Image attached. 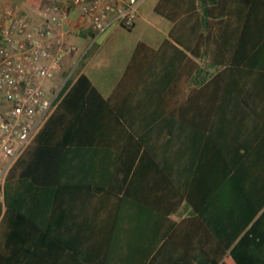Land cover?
<instances>
[{
    "label": "crops",
    "instance_id": "crops-1",
    "mask_svg": "<svg viewBox=\"0 0 264 264\" xmlns=\"http://www.w3.org/2000/svg\"><path fill=\"white\" fill-rule=\"evenodd\" d=\"M49 1L0 0V15L4 6L18 5L21 16L32 23H40L41 12ZM145 1L132 28L111 24L96 33L79 22V7L71 6L68 18L55 31L57 38H63L68 45H76L77 50L63 58L61 74L48 81V86L62 78L76 79L84 73L100 96L91 89L87 92L74 90L65 99L62 108L40 136V140L45 142L44 147L40 146V150L44 151L40 160L46 165L41 176L46 180L52 177L54 182L59 183L55 184V188L60 186V196L55 201L60 209L56 222L70 225L73 235L69 240L78 238V245L85 256L101 254L102 264H136V257L139 259L142 250L152 246L156 240L161 218L157 213L145 210L149 205L158 204V152L144 156L142 147L137 148L138 134H134L124 117L118 116V110L132 121L138 131L145 129L148 141L155 145L173 142L174 113L180 110L178 141L186 149L185 159L195 160V165L201 164L199 169L204 170L205 159L216 161L221 157L220 127L210 130L203 122V114L212 111V117H216L215 111L219 109V105L211 107L205 104V93H200L204 84L200 81L206 73L203 71L200 74L197 69H205L208 62L204 44L200 45L198 40L195 46L201 55L195 56L177 42L171 36L175 21L156 10L160 0L155 1L153 10L169 23L161 22L162 26L155 27L157 33L154 36L138 38L127 52L112 51L115 45L108 49L110 35L118 27L129 31L140 27L139 21L145 17L142 12ZM241 3L243 0L233 2L236 6ZM218 19L216 17L215 21ZM231 22L227 40L231 55L246 63L253 61L264 65V0L256 10H252L251 16L238 13ZM218 28L216 23L215 33ZM192 62L199 68L191 73ZM105 68H111L109 73ZM220 68L213 65L209 68V75L214 77ZM239 78H242L239 72L230 74L231 81ZM230 87L233 101L248 95L247 82L243 90L235 82ZM193 94H197L198 103L190 102ZM243 105L240 102V110ZM238 106L235 105V108L238 109ZM261 126L233 122L227 129L229 141L242 139L254 146H262L264 133L258 130ZM58 152L61 153L58 155ZM257 152H260L258 156L264 157L262 147ZM168 156L164 154L169 159ZM59 163L62 167L56 169ZM52 165L53 168H48ZM213 165L212 174L215 177V162ZM189 213V210H183L182 217L189 216ZM170 217L180 219L175 214ZM148 223L150 230L152 227L149 235ZM55 264L76 263L60 259Z\"/></svg>",
    "mask_w": 264,
    "mask_h": 264
},
{
    "label": "trees",
    "instance_id": "trees-1",
    "mask_svg": "<svg viewBox=\"0 0 264 264\" xmlns=\"http://www.w3.org/2000/svg\"><path fill=\"white\" fill-rule=\"evenodd\" d=\"M233 2L235 0H160L156 6L159 13L175 21L171 36L193 55H201L195 46L198 40L200 45L204 44L206 68L192 62L190 71L195 68H199L200 74L205 71L200 81H204L200 87V93H205L204 103L211 107L219 105L216 117H212V111L203 114V122L210 130L220 127L219 160L205 159L204 170H201V164L196 166L195 160L185 159L186 149L178 141L180 110L174 113L173 142L159 145L148 141L145 129L138 131L122 111H116L134 134H138L137 148L142 147L145 157L158 152V204L149 205L145 210L157 213L162 219L158 221L156 240L142 250L139 259L136 257V264H264V157L257 152L261 147L264 152V141L262 146L242 139L230 142L227 130L230 124L237 122L262 125L258 130L264 133V65L246 63L231 55L227 41L232 17L238 13L251 16L262 0H243L238 6ZM216 23L219 25L217 33L214 32ZM213 65L221 67L214 77L209 75ZM234 72H239L242 78L231 81L230 74ZM232 82L240 90L247 82L248 95L233 101ZM89 89L99 95L86 74L81 73L76 79L69 77L57 107L9 171L4 200L0 201V264H55L60 259L76 264H102L101 254L85 256L78 238L69 240L73 235L70 225L56 222L60 209L55 201L60 196V186L55 188L59 183L52 177L46 180L41 176L46 165L40 160L44 153L40 146L45 145L40 136L70 93ZM197 98V94H193L190 102L198 103ZM240 102L244 104L242 110ZM235 105H239L238 109ZM165 153L169 159L164 157ZM60 167L59 163L55 168ZM183 210H189L190 215L182 217ZM171 214L180 219H172ZM146 226L149 235L152 227L150 230L149 223Z\"/></svg>",
    "mask_w": 264,
    "mask_h": 264
},
{
    "label": "built area",
    "instance_id": "built-area-1",
    "mask_svg": "<svg viewBox=\"0 0 264 264\" xmlns=\"http://www.w3.org/2000/svg\"><path fill=\"white\" fill-rule=\"evenodd\" d=\"M144 0H50L32 23L18 5L0 15V201L12 166L33 142L57 107L69 79L51 81L62 72L63 58L77 46L56 37V28L79 7V22L94 32L115 24L132 28Z\"/></svg>",
    "mask_w": 264,
    "mask_h": 264
},
{
    "label": "rangeland",
    "instance_id": "rangeland-1",
    "mask_svg": "<svg viewBox=\"0 0 264 264\" xmlns=\"http://www.w3.org/2000/svg\"><path fill=\"white\" fill-rule=\"evenodd\" d=\"M156 0H146L142 7V12L144 13V18L140 19V27L138 29L129 31L126 28L118 27L114 33L110 35V40L108 42V49L110 46H119V48H112V51H121L127 52L130 46L138 39V38H148L154 36L157 32L155 30L156 26H162L164 24L169 23L168 20L158 14H156L153 10V5ZM160 21V22H159ZM93 43V42H92ZM91 43V46H92ZM110 50V51H111ZM111 56V55H110ZM78 64V60H76L75 65ZM78 67V66H77ZM105 67V66H103ZM78 69V68H77ZM106 71L109 73L111 68H105ZM105 74V72H103ZM56 79V77H55ZM59 82L63 81V78L57 80ZM200 260V257H199Z\"/></svg>",
    "mask_w": 264,
    "mask_h": 264
}]
</instances>
